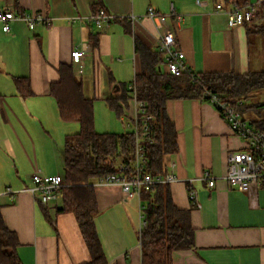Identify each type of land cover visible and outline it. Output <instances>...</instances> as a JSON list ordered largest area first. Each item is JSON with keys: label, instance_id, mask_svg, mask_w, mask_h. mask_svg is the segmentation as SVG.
Here are the masks:
<instances>
[{"label": "crops", "instance_id": "1", "mask_svg": "<svg viewBox=\"0 0 264 264\" xmlns=\"http://www.w3.org/2000/svg\"><path fill=\"white\" fill-rule=\"evenodd\" d=\"M255 2L0 0V7L43 12L49 18L33 29L25 21H13L9 32L0 22V206L7 226L19 237L23 264H82L90 259L76 215L58 212L59 198L41 204L28 189L36 172L63 175L65 139L77 132L63 120L51 94V83L60 80L59 65L72 64L86 97L107 101L122 83L130 86L142 69L136 40L160 51L157 43L169 31L193 71L247 73L252 71L249 28L262 18L229 27L226 11L234 3ZM96 7L125 20L114 18L99 27L90 20ZM150 7L164 16V26L148 15ZM75 49L86 50L82 72L72 60ZM160 52V68L167 71L166 55ZM15 76L29 78L31 93H19ZM135 108L131 98L121 117L127 119L126 131L134 128ZM167 113L179 144L177 153L164 158L167 171L177 176L170 184L172 196L180 208L194 206L196 242L194 250L174 252L173 264H264V186L241 190L225 178L228 153L244 149L246 140L233 133L209 101L170 99ZM205 171L215 178L213 187L201 178ZM94 183L99 207L95 222L109 264H141L139 196L127 197L120 184ZM189 185L197 204L189 197Z\"/></svg>", "mask_w": 264, "mask_h": 264}, {"label": "trees", "instance_id": "2", "mask_svg": "<svg viewBox=\"0 0 264 264\" xmlns=\"http://www.w3.org/2000/svg\"><path fill=\"white\" fill-rule=\"evenodd\" d=\"M100 9L96 7L94 14ZM258 16H261L262 23L253 24L249 32L264 36V6ZM115 19L125 20L119 17ZM93 45H98V35ZM135 48L141 54L142 69L131 82L133 88L122 83L120 92L107 98V103L121 116L133 98V91L138 99L146 102V110L152 119L148 120L147 131L139 125L143 133V175L165 177L168 172L165 156L179 150L177 129L167 113V101L170 99L210 101L206 95L209 92L217 94L221 102L229 105L243 100L238 108L244 115L255 112L257 115L252 117L250 123L264 129V101L248 103V98L255 91L264 88V67L247 73L192 70L176 75L160 68V51L152 50L139 40H136ZM58 70L60 80L51 83V94L57 101L63 120L78 122L80 131L68 134L65 139L63 176L66 184L59 194L57 211L76 215L90 251V259L82 264H109L95 222L99 207L94 182L109 174L132 177L137 173V135L134 130L122 133L97 131L94 99L84 95L83 84L75 75L72 64L61 63ZM15 83L20 94L26 96L31 93L28 77L15 76ZM219 113L224 117L221 110ZM139 198L146 221L138 234L141 264H173L174 252L196 249L195 228L191 222V208L194 206L190 209L178 207L173 200L170 183L159 182L143 187ZM19 246V237L7 226L0 206V264H23Z\"/></svg>", "mask_w": 264, "mask_h": 264}, {"label": "built area", "instance_id": "3", "mask_svg": "<svg viewBox=\"0 0 264 264\" xmlns=\"http://www.w3.org/2000/svg\"><path fill=\"white\" fill-rule=\"evenodd\" d=\"M264 6V0H256L255 3H248L240 6L234 3L228 11H226L228 26L235 27L245 23H251L259 15ZM222 9V4L218 3L216 10ZM148 15L158 20L159 26H164L165 18L153 7L148 9ZM135 18V16H132ZM115 17L109 14L105 9H100L97 13L92 14L90 20L97 26L111 22ZM16 20L25 21L29 28L33 29L37 23L48 22L49 18L43 12L17 10L11 6L0 7V22L3 24V30L9 32L11 30V22ZM176 37L172 32H164L157 43L158 49L166 55L167 71L172 74H181L182 72H191L192 69L185 63V53L176 47ZM85 49H75L72 51L73 62L80 65L82 72V58L85 55ZM130 88L133 85L130 84ZM210 101L216 109L219 108L223 112V118L229 123L233 133L246 140V146L241 150H231L228 153V171L225 176L228 183L241 190L250 191L253 186H264V129H258L248 122L238 105L243 104V100H238L236 105H229L221 102L217 94L207 92ZM136 104L135 114L132 118L133 130L137 135L136 145V168L137 173L132 177L124 174H109L99 180L102 184H120L127 197L139 196L143 187H149L154 183L167 182L173 183L177 180V176L173 171L167 172L165 177L152 178L149 175H143L141 170L144 167V154L142 151L141 137L142 134L139 125L144 131L148 130V120L152 119V115L146 110V102L136 97L133 91V98ZM219 110V111H220ZM34 185L29 187V191L43 205H49L57 200L61 189L65 186L64 176L61 174L45 175L36 172L32 176ZM202 179L208 181V185H215V178L209 171H205ZM192 181V180H191ZM189 197L195 204L196 191L189 185ZM8 193H13L11 188L7 189ZM146 221L141 217L140 229L145 227Z\"/></svg>", "mask_w": 264, "mask_h": 264}, {"label": "rangeland", "instance_id": "4", "mask_svg": "<svg viewBox=\"0 0 264 264\" xmlns=\"http://www.w3.org/2000/svg\"><path fill=\"white\" fill-rule=\"evenodd\" d=\"M251 38V70L257 71L264 67V36L262 34L250 33ZM90 93V92H88ZM93 94V92L91 93ZM95 98V97H94ZM264 101V88L255 91L249 98L248 103H256ZM264 114V111L262 112ZM257 115L255 112H247L245 114L248 122H251L252 117ZM94 116L95 128L99 132H117L122 133L127 130V119L121 118L116 112L108 105L107 101L103 98L94 99ZM128 117V115H126ZM72 132L80 131V124L78 122H71ZM62 172V171H61Z\"/></svg>", "mask_w": 264, "mask_h": 264}]
</instances>
